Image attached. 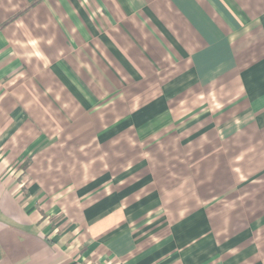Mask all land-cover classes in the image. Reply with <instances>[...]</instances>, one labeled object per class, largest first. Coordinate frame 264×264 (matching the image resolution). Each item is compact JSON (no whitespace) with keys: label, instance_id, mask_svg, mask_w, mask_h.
<instances>
[{"label":"crops","instance_id":"obj_1","mask_svg":"<svg viewBox=\"0 0 264 264\" xmlns=\"http://www.w3.org/2000/svg\"><path fill=\"white\" fill-rule=\"evenodd\" d=\"M0 264H264V0H0Z\"/></svg>","mask_w":264,"mask_h":264}]
</instances>
